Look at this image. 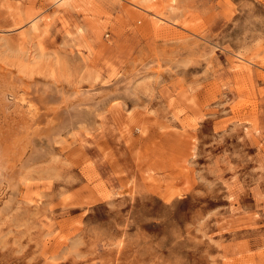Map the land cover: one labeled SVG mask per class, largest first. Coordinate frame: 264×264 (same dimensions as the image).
<instances>
[{
	"label": "rangeland",
	"instance_id": "374dc122",
	"mask_svg": "<svg viewBox=\"0 0 264 264\" xmlns=\"http://www.w3.org/2000/svg\"><path fill=\"white\" fill-rule=\"evenodd\" d=\"M0 143V264H264V0H0Z\"/></svg>",
	"mask_w": 264,
	"mask_h": 264
},
{
	"label": "bare ground",
	"instance_id": "6f19581e",
	"mask_svg": "<svg viewBox=\"0 0 264 264\" xmlns=\"http://www.w3.org/2000/svg\"><path fill=\"white\" fill-rule=\"evenodd\" d=\"M60 2V1H59ZM132 2V1H131ZM133 5H135V3H133ZM132 5V6H133ZM137 5L138 4H136V7H137ZM138 8H142L144 11L146 10L147 11V13L148 12H150L151 14H152V16H154L155 17V20H154V22H165V20H164V17H162L160 14H158L157 13V10L156 9H154V8H152V7H149V6H147V7H141L140 6V4H139V6H138ZM9 78H10V76H9ZM11 79H12V77H11ZM19 79V78H18ZM17 80V79H16ZM11 82V81H10ZM124 83V82H123ZM122 83V84H123ZM19 84H20V82H19ZM21 85V84H20ZM23 85V84H22ZM31 85H33V83H31V84H28V87H26L27 89L25 90L26 91V93H30L31 95L28 97L27 95H25L24 97H23V99L24 100H26L27 102H28V107H31L33 110H36V111H38L37 112V114L39 115V116H42L41 115V111H45V108H46V106L47 107H50L49 105H51V106H53V105H55L56 107H62L63 106V104H65L66 103V101L68 100V98L69 97H71V96H61L60 95V98H58V100H56V98H53L52 96H51V98L49 99V98H47V99H49V100H46V97L47 96H45V95H41V94H37V96H33V94H35V93H33L32 94V92H33V90L31 89H29V87L31 86ZM24 86V85H23ZM128 86V85H127ZM24 88V87H23ZM32 88V87H31ZM126 88V87H125ZM37 90H39L38 89V87L36 88ZM128 89V88H127ZM34 91H36V90H34ZM41 91H42V89H41ZM43 94V93H42ZM52 95V94H51ZM83 94H81V96H82ZM22 96V95H21ZM87 96V95H86ZM57 97V96H56ZM76 97V96H75ZM28 98V99H27ZM46 100V101H45ZM86 100H87V98H86ZM68 102V101H67ZM79 102H81V101H79ZM93 103V102H92ZM77 104V103H76ZM86 104V103H85ZM62 105V106H61ZM81 106V105H80ZM80 106H76V107H80ZM55 108V107H54ZM53 108V109H54ZM63 108V107H62ZM68 108V107H67ZM72 108V107H71ZM81 108V107H80ZM92 108V107H91ZM47 110V109H46ZM62 110H65V109H62ZM61 110V111H62ZM80 110H82V108L80 109ZM79 109H75L74 108V111L76 112V114H74L75 112H70L71 113V116L74 114V116H73V118H78V116H75V115H80V114H82L81 113V111H80ZM4 111V110H3ZM55 111H57V110H55ZM58 111H59V109H58ZM66 111H69V110H66ZM71 111V110H70ZM32 112V111H31ZM33 113H34V111H33ZM47 113V112H46ZM56 113H59V112H56ZM60 114V113H59ZM83 115V114H82ZM48 116V115H47ZM46 116V117H47ZM54 116V115H53ZM55 117V116H54ZM57 117V116H56ZM28 118V117H27ZM35 118V117H34ZM43 118H45V116L43 117ZM67 118H68V116H67ZM40 119H41V117H40ZM54 119V118H53ZM69 119V118H68ZM31 120V119H30ZM33 120V119H32ZM37 120H38V118H37ZM50 121V120H49ZM70 121V119L68 120V122ZM73 121V120H72ZM31 122H33V121H31ZM61 122V121H60ZM63 122H65V120H63ZM67 122V121H66ZM45 123V122H44ZM57 123V122H56ZM62 123V122H61ZM70 123V122H69ZM49 124V123H48ZM51 124V123H50ZM67 124V123H66ZM47 126V125H46ZM44 127V126H42V127H40V128H42L40 131H38L39 133H44L46 136H48V139L52 142V141H54V140H56L58 137H59V132H60V129H58L59 127H58V125H49V126H47V127ZM63 126V125H62ZM61 126V127H62ZM28 127H30V124H29V126ZM44 127V128H43ZM63 127H65V126H63ZM62 127V128H63ZM33 128V127H32ZM39 128V127H38ZM62 128H61V130H62ZM36 131V130H35ZM37 132V133H38ZM26 132H23V133H21V134H19V137H18V139H16V142H20V140H21V138L24 136V135H26L25 134ZM34 136V135H33ZM18 142V143H19ZM1 144V143H0ZM17 144V143H16ZM4 146H2V148H1V150L2 151H0V174H2L3 172H5V177L9 180V179H11V178H13V180H14V182H16L15 180V177H10V176H13V174L15 175V173H14V170H13V173H9V169H11L10 167H12L13 169H15L16 170V168L14 167V165L13 164H11V162L9 161L10 159L8 158L9 157V153L12 151L11 150V147H12V144H11V146L9 145V144H3ZM1 146V145H0ZM16 146V145H15ZM16 149V148H15ZM22 149V148H21ZM23 151V150H22ZM37 151H33L32 153L34 154V153H36ZM12 153V152H11ZM31 153V154H32ZM14 154V153H13ZM12 154V155H13ZM11 155V154H10ZM20 157V156H19ZM14 158V157H13ZM23 163V162H22ZM24 164V163H23ZM23 164H22V166H23ZM11 171H12V169H11ZM19 172V170H16V172ZM15 184V183H14Z\"/></svg>",
	"mask_w": 264,
	"mask_h": 264
}]
</instances>
